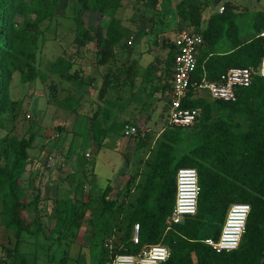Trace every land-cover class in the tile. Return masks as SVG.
Segmentation results:
<instances>
[{
  "label": "trees",
  "instance_id": "trees-1",
  "mask_svg": "<svg viewBox=\"0 0 264 264\" xmlns=\"http://www.w3.org/2000/svg\"><path fill=\"white\" fill-rule=\"evenodd\" d=\"M47 1L0 0V130L20 114L21 101L14 99L11 93L14 74L19 75L20 82L26 83L39 73V24L53 14L58 3L57 0ZM136 1L150 8L159 3L162 18L172 15L168 24L180 17L179 29L192 26L202 35L203 45L193 79L215 80L230 67H248L252 79L249 86L236 90V98L232 101L212 98L203 88L189 89L183 106L197 108L199 115L188 127L165 124L156 137L153 155L145 163L144 179L136 186L138 195L129 203L128 224L124 229L118 226L120 214L129 202L133 189L131 183L136 176L129 175L124 190L119 188L114 196L110 195L111 186L104 189L100 211L93 220L92 244L100 249L94 264H103L108 257L109 249L104 246V240L109 237H112L113 254L134 253L148 244H164L169 254L162 264H264V78L258 74L264 57V38L258 36L264 26V9L252 13L249 31L242 32L238 21L239 8L228 0L214 3L206 0L204 4L180 0L175 6L171 0ZM220 2L224 3L223 11H213L204 20L203 10ZM121 4L122 0H74L73 17L77 30L74 45L85 47L90 42L95 43L96 63L107 69L101 76L100 99L120 85H133L138 75L139 66L135 60L117 69L112 67L116 47H126L130 38L126 36L121 19L116 16ZM84 11L91 14L88 25L81 18ZM29 14H34V18ZM17 16L22 20L19 21ZM107 16L109 19L104 24L102 19ZM245 36L247 38H243ZM173 55L168 53V75ZM72 65L68 58L59 55L51 62L50 71L72 81L78 72L71 70ZM149 72L147 70L142 76L144 81L151 82ZM79 83L83 85L86 81L79 76ZM164 87L169 88L168 82ZM110 101L111 98L107 103ZM59 105L79 113L80 105L71 97H64ZM166 107L168 112L167 104ZM108 112L107 108L102 111L96 108L89 117L90 139L100 144L104 137L103 116ZM136 126L138 129L132 140L138 146L147 145L149 133L142 131L138 124ZM6 134L0 137V223L13 232L15 244L6 248L3 264H29L32 255L20 247L29 239H34V248L51 251L49 256L52 258L55 251L62 248L59 264H65L73 239L67 237L76 235L88 208L86 201L73 194V191L83 192L82 180L76 178L75 173L65 176L73 195L55 201V224L47 231L36 215H29L33 207L37 210L39 203L38 194L29 197L35 187L33 175H36L34 170L27 168L28 150L33 147L34 136L17 138ZM130 144L131 141L123 154L124 169L120 178L132 162L128 153ZM181 167L197 170L200 186L197 211L166 229V219L175 198L176 171ZM120 196L122 200L119 201ZM234 202L250 204L245 232L237 249L216 252L203 240L218 237L227 208ZM136 223L139 224V242L134 244L131 237ZM38 255L36 253L35 257Z\"/></svg>",
  "mask_w": 264,
  "mask_h": 264
},
{
  "label": "rangeland",
  "instance_id": "rangeland-1",
  "mask_svg": "<svg viewBox=\"0 0 264 264\" xmlns=\"http://www.w3.org/2000/svg\"><path fill=\"white\" fill-rule=\"evenodd\" d=\"M57 1L53 14L39 24L40 35L37 50L39 73L37 77L34 80L22 83L17 73L13 76L11 93L14 99L21 101L20 114L14 122L8 121L5 123L6 128L0 130V137L6 133L9 137L17 138L34 136L33 147L28 150L30 160L27 168L34 170L36 175H33L35 187L33 192H29V197L31 199L35 194H38L39 203L37 210L35 211L33 207L29 215H36L47 231L52 230L55 224L54 210L57 206L56 200L69 197V195L71 197L75 194L88 203L86 212H88L89 216L87 215L88 218L85 219V226L79 228L74 237L70 235L67 237L69 240L73 239H71L72 241L68 247L65 264H94L100 249L92 244L93 225L91 223L93 224V220H95L102 205L101 190H103L108 180H112V183H115L119 179L120 169L111 170L112 164L116 163V152H108L110 161L101 154V152H104L103 150L101 152H91V157L85 156L86 148H88L85 146L87 143L85 141L86 138H82L76 130L84 129L86 114L94 112L96 108L102 111L103 105H107L108 99L111 98L109 103L111 104L118 97H129L132 94L122 91V88L118 87L117 89L109 90V93L104 94L102 99H100L98 90L101 85H96L94 77H97L102 82V73H105L107 69L103 65L98 66L96 63L95 43L90 42L85 47H76L74 45L73 39L77 33L75 18L73 17L74 0ZM171 1L172 6H175L180 0ZM192 1H201L202 4L206 2V0ZM228 1L235 3L239 8L240 16L238 21L242 32L249 31L252 13L264 9V0ZM220 4L223 5L224 3L220 2ZM218 5L215 11L218 10ZM209 8L210 5L203 10V19L207 16ZM116 16L121 19L126 36H133L132 33H134L136 37L134 36L132 44L124 48L116 47L115 61L112 67L117 69L120 65L129 64L135 60L138 62V71L140 73H145L149 70L150 73L154 74L151 75V84L143 82L137 85L166 86L169 78L167 71H165V57L168 49L164 44L168 43V39L172 38L179 30L180 17H176L174 21H171V24H168L172 15L162 18L159 3H157L155 8H150L145 7L142 2L140 3L136 0H122ZM29 17L34 18V14H29ZM17 18L19 21L22 20L19 16ZM81 18L84 24L88 25L91 19L90 12L84 11L81 14ZM108 19V16L102 19L104 24L107 23ZM140 54L141 56H139ZM59 55L68 58L73 63L71 70L76 69L78 71L74 80L68 81L51 73V62ZM150 65L152 66L150 67ZM154 66L157 67V70L151 71ZM100 73L101 75L99 76ZM79 76L87 84L81 85ZM123 76L124 74H122ZM92 77L93 80L88 83ZM99 81L98 84H100ZM53 86H55L54 89L52 88ZM167 89L165 87L164 91L158 90L154 95L152 94L156 98L154 105L150 106L151 109H154V113L149 116L151 117L150 122L145 123L150 125V129L157 130L162 125L166 104L164 93H166ZM121 93L124 95H121ZM66 96L73 98L80 105L78 114L59 105V102ZM145 98L149 99L147 94H144ZM126 109L127 112L133 109L134 115L121 119L122 124L130 122L133 117L139 122H143L145 117L148 118L146 110H149V105H146L141 110H139V107L134 106H126ZM154 133L155 131L152 134L149 133L146 139L148 144L144 146H138L136 141L130 140L131 144L128 153L132 162L126 174L120 178V183H122L121 190H124L125 181L129 175H135L136 177L131 183L133 189L129 202L126 203L125 210L120 214L118 226L121 229H124L128 224L129 203H132L138 195L139 190L137 191L136 186L143 181V174L147 169L145 163L153 155L156 139ZM69 165L79 169L76 178L82 180L83 192L73 191L72 194V191L68 190L69 185L64 179L71 170ZM122 196L119 197V201L122 200ZM52 235L55 236V234ZM33 240L25 241L20 247L23 251H27L32 255V260L35 264H59V260L62 257V248L55 251L53 254L54 258H52V256H49L51 251L45 250L43 252L42 249L34 248ZM43 241L47 244L51 243L46 240ZM14 244L13 232L0 223V264L5 261L6 248H12ZM63 244L62 247L64 246ZM52 248L51 246L50 250ZM36 253H39L37 257H35Z\"/></svg>",
  "mask_w": 264,
  "mask_h": 264
},
{
  "label": "built area",
  "instance_id": "built-area-1",
  "mask_svg": "<svg viewBox=\"0 0 264 264\" xmlns=\"http://www.w3.org/2000/svg\"><path fill=\"white\" fill-rule=\"evenodd\" d=\"M223 9L224 5H220L218 11L221 12ZM258 36L264 38V26ZM133 38L130 36L127 41L128 45L132 44ZM171 43L175 52L168 78L169 88L164 96L168 105L167 125L188 127L196 121L199 110L195 107L183 106V100L190 88H203L208 91L212 98L232 101L236 98L238 88L250 85L252 72L248 67H230L215 80H206L204 77L200 81L193 79L198 53L203 45V37L192 26L179 29L172 37ZM258 74L264 78V57L259 64ZM124 132L128 137L133 136L137 132V126L126 123ZM85 154L89 156V153ZM175 185L174 203L171 213L166 219V229L197 211L200 192L197 170L193 167L178 168ZM250 209L249 203H231L227 208L218 237L216 239L208 237L203 242L216 252H228L237 249L246 229ZM131 239L134 244L139 242L138 223L133 226ZM104 246L109 249V255L103 264H162L169 254L168 248L162 243L145 245L134 253L113 254L112 237H109L104 240Z\"/></svg>",
  "mask_w": 264,
  "mask_h": 264
},
{
  "label": "crops",
  "instance_id": "crops-1",
  "mask_svg": "<svg viewBox=\"0 0 264 264\" xmlns=\"http://www.w3.org/2000/svg\"><path fill=\"white\" fill-rule=\"evenodd\" d=\"M215 1L216 0H212L213 3ZM220 5L221 4L219 3L218 9H219ZM216 7H217V4L216 3L213 4V6H210L209 11L206 14L207 16H205V19H207L209 17V15L213 11H215ZM238 12H239V9H238ZM132 35H133V37L134 36L136 37V35L134 33H132ZM243 38H247V36H245ZM171 39L172 38L168 39V41H167L168 43L164 44L167 47V49H168L167 50V53H166V57H165V71H166V66H167L168 53L171 52V53L174 54V52H175V49H174V47H173V45L171 43ZM139 56H141V54ZM172 64H173V60H172V63H171L170 66H172ZM170 68L171 67H169V70H170ZM156 70H157V68H156ZM100 75H101V73L99 74V76ZM143 75H144V73H140L138 71V75L134 79V84L133 85H120L121 88H122V91H126L128 93L130 92L132 94L131 95L132 97L131 96H129V97H126V96L123 97V96H121V97H118L115 100H113V101H115L114 103H111V104L107 103V105H103V108H107L109 110V112H108L107 115L104 114V116H103V117H105V119H104L105 125L103 127V129H104L103 130L104 137H103V140H102L101 144L98 143L97 141H95L94 139H90L91 136H92V130H91L90 124H89V122H90L89 117L91 116V114L93 112L90 113V114H86V117H85L86 125H85L84 129L82 128V129H80V131L79 130H76L77 133L78 132L80 133V136L82 138H86L85 141H87V143H86L85 146L88 147V148H90V149H88V148L85 147L87 149V152L86 153H89V156L90 157H91V152H98V151L101 152V150H103L104 152L103 153L101 152V154H103L104 156H106L107 157V160L110 161L108 159L109 158L108 157V154H109L108 152L109 151L116 152V155H117L116 163H113L112 164L111 170L120 169L119 174L124 169L123 154L126 152L128 143L134 137V136L133 137L132 136H129L128 137V136H125L124 135L125 132H124V126L123 125H125V124H122L121 123V119H123L125 117H129L130 115H134L133 112H132L133 109L128 110V112H127V109L125 110L126 106H128V107L129 106H134V107H137V108L139 107L140 108L139 110H141V109H144V107L146 105H149V110H146L147 115H148V118L147 117L143 118V122L137 121V119L135 117H133V120L131 119L130 122H127V123H132L134 125L138 124L139 127L141 126V130L144 131L145 133L147 132V133L152 134L153 131H155L154 136L156 135L155 137H157L159 135V133L161 132V130L163 129V127L165 126V124H166L167 107L164 109V116L165 117L163 118V121L161 123L162 125L157 130L152 129V128L150 129V127H149L150 125L145 124L147 122H150L151 117H149V116L150 115H153V113H154V109H151V107H152V105H154V101L156 100V98L153 97L152 94L154 95V93L157 92L158 90L164 91L165 90V87L163 88V87H159L157 85H143V86L142 85H137V84H140V83L142 84L143 82H147V83H150L151 84V82L144 81V79L142 78ZM152 75H154V74H152ZM169 75H170V73H169ZM123 77H121V80L123 79ZM91 80H93V77H92ZM94 80L96 81V85H101L102 82H100L97 79V77H94ZM98 81L100 82V84H98ZM167 82H168V80H167ZM143 93L145 95L147 94V96L149 97V99H146V98L144 99V94ZM165 94L166 93H164V96H165ZM121 95H124V94L121 93ZM97 101H99V100H97ZM165 103H166V101H165ZM126 115H128V116H126ZM85 156H86V154H85ZM90 157H88V158H90ZM69 168L71 169L69 173H75V176H77L79 169L75 168V166H72V165L71 166L69 165ZM69 173H67L66 175H68ZM119 178H120V175H119ZM112 182H113L112 180H108L107 181V184L105 185V187L103 188V190L100 189L101 190V197H102V194H103L104 189L108 185L112 187V191L110 192V195L111 196H114L113 193L114 192L116 193L117 190L119 188H121V184H120L119 179L115 183H112ZM93 185L95 186V184H93ZM96 189H98V188H96ZM68 190L70 191L71 189L68 188ZM69 191H68V193H69ZM87 213L88 212H85V215H84V218H83V222H82L80 228L83 227V226H85L84 225L85 219H87L88 216H89ZM91 225H93V224L91 223ZM29 264H35V263L31 259L29 261Z\"/></svg>",
  "mask_w": 264,
  "mask_h": 264
}]
</instances>
